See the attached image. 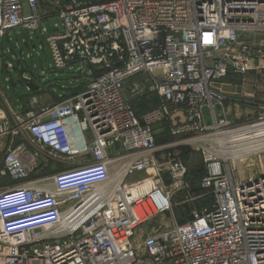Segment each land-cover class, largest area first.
Segmentation results:
<instances>
[{"label": "built area", "instance_id": "built-area-1", "mask_svg": "<svg viewBox=\"0 0 264 264\" xmlns=\"http://www.w3.org/2000/svg\"><path fill=\"white\" fill-rule=\"evenodd\" d=\"M54 16L58 29L41 27ZM18 29L42 31L50 69L89 63L94 77L17 117L34 148L9 147L0 167L11 180L0 190V264H264V173L238 178L226 160L201 180L210 204L136 238L188 177L181 157L161 160L174 143L159 145L160 134L206 140L209 163L264 124V112L235 124L213 87L264 61V0H0V38ZM149 96L157 104L139 113L134 101ZM41 148L67 164L45 179L52 190L29 182Z\"/></svg>", "mask_w": 264, "mask_h": 264}, {"label": "rangeland", "instance_id": "rangeland-1", "mask_svg": "<svg viewBox=\"0 0 264 264\" xmlns=\"http://www.w3.org/2000/svg\"><path fill=\"white\" fill-rule=\"evenodd\" d=\"M25 13H29L27 6H25ZM46 23L52 25L56 23L61 24L62 20L54 16L41 21V27ZM9 34L6 35V38H0V57L2 59V66L0 67V87L7 93L10 101L14 104L20 106L27 104L28 96L33 94L21 79L19 75L21 71L27 76L35 77L37 81L39 80L36 75L39 74L42 77V89L47 87L55 95L65 97L71 96L73 93L64 92L58 89L55 84L63 87H71L85 84L94 77L92 67L89 63H86V65L83 63L77 65V67L84 69L80 73L74 70L54 71L50 69L52 57L49 47L45 43L42 31L37 29H18L16 31L18 39L12 31ZM20 56L23 58L19 63L18 57ZM39 58L45 62L44 72L40 69ZM9 63H13V67H10ZM257 66L259 68L257 67L247 73L236 74V79L244 87L242 99L245 103L249 104L250 101L256 100L264 106V61ZM230 74L234 75V79L231 82L235 85V73ZM228 76L224 79L228 78ZM247 92L253 94V96H250ZM157 101L155 96H149L148 98L136 99L134 103L139 113H142L155 106ZM263 112L264 110L260 111V113ZM186 138L188 137H172L167 133L159 135V145L174 143V145L168 146L161 152V160L164 161L174 157H181L188 169V177L186 183L172 188L171 209L167 213L159 215L154 220L142 224L137 229L136 238H140L146 232L172 226L176 222L184 221L194 209L202 207L212 201V192L201 189L200 169L202 167L206 172L209 171L217 174L224 172L220 166L227 160L231 164V167L234 168L235 175L238 178L251 177L264 173V150L246 154L234 159V162L230 158L225 159L222 155H217V160L206 163L204 161L203 147H206L207 141L203 139L186 141ZM224 142L225 140L223 142L221 141L223 145H225ZM217 149L219 150V148ZM213 153L217 154V150H214ZM209 164L210 166H208ZM142 176L138 174L134 175L128 181L139 179Z\"/></svg>", "mask_w": 264, "mask_h": 264}, {"label": "crops", "instance_id": "crops-1", "mask_svg": "<svg viewBox=\"0 0 264 264\" xmlns=\"http://www.w3.org/2000/svg\"><path fill=\"white\" fill-rule=\"evenodd\" d=\"M14 34V33H13ZM10 35V34H8ZM18 39V35H15ZM6 38V37H5ZM32 55V54H31ZM21 57L19 61L22 60ZM41 59V58H39ZM43 60V59H42ZM43 63L44 60H43ZM10 64V63H9ZM2 66V59L0 57V67ZM25 75V74H24ZM34 79L37 83L43 86L42 78L38 74L37 81L33 76H27ZM234 75L230 74L228 78L222 79L219 82L213 83V87L228 96V100L226 102V109L228 110V117L235 124L243 123L252 119H256V117L261 114L260 111L264 110L263 104L255 101H250V103H245L242 99V94H244V87L238 82L235 74V85L231 82ZM247 94H249L247 92ZM235 95V99H234ZM253 96V94H249ZM65 98V96H57L52 91H50L47 87L41 89L40 91L33 92V94L28 96V103L23 106L16 105L10 98L7 93L0 87V111H3L10 122L11 131L7 133L0 132V167L3 165V159L7 149L11 146H15L21 142H25L27 146L32 149V144L30 143V136L27 133H16L17 127L20 125V122L17 120V117H25L26 113L31 110H38L40 107L44 106H54L60 100ZM156 98V97H155ZM33 104V105H32ZM42 155L40 159V163L38 167H36L30 175L29 182L35 185H41L47 189H53L54 184L52 182H47L45 179L51 175H53L58 170H61L67 166L66 162L62 159L53 156L49 153L48 150L41 148ZM11 184V180L9 177H4L0 175V190H2L5 186Z\"/></svg>", "mask_w": 264, "mask_h": 264}, {"label": "bare ground", "instance_id": "bare-ground-1", "mask_svg": "<svg viewBox=\"0 0 264 264\" xmlns=\"http://www.w3.org/2000/svg\"><path fill=\"white\" fill-rule=\"evenodd\" d=\"M224 138L226 136H219L218 140L223 141ZM229 138H232V136ZM261 150H264V124L249 127L245 132L243 131L236 135L235 142L219 150L217 155H222L225 159L230 158L234 162L236 158L246 154L260 152ZM149 187L150 185L147 184L141 189H147ZM137 192L138 190H134V193Z\"/></svg>", "mask_w": 264, "mask_h": 264}, {"label": "water", "instance_id": "water-1", "mask_svg": "<svg viewBox=\"0 0 264 264\" xmlns=\"http://www.w3.org/2000/svg\"><path fill=\"white\" fill-rule=\"evenodd\" d=\"M46 27H47V30L49 32L55 30V29H58L56 26H52L50 25V23H46ZM14 35H16V32L14 31L13 32ZM39 65H40V69L41 71H45V67H44V63H43V60L42 59H39ZM21 79L23 80V82L25 83L26 87L31 91V92H37V91H40L42 89V85L37 83L34 79H32L31 77H26L24 75V72H20L19 73ZM42 78V77H41ZM55 86L64 91V92H70V93H76V92H79L81 90H83L84 88V85L81 84V85H76V86H71V87H63V86H59L57 84H55Z\"/></svg>", "mask_w": 264, "mask_h": 264}, {"label": "trees", "instance_id": "trees-1", "mask_svg": "<svg viewBox=\"0 0 264 264\" xmlns=\"http://www.w3.org/2000/svg\"><path fill=\"white\" fill-rule=\"evenodd\" d=\"M186 152V151H185ZM200 172H201V176H200V178H201V180H202V178L207 174V172L205 171V169H203V167L200 169ZM201 185V184H200ZM201 189L202 190H204L203 188H202V186H201ZM212 200H213V198H212ZM212 201H210V203H211ZM210 203H208V204H210ZM205 205H207V204H205ZM204 206V205H203ZM200 208V207H199ZM190 215H191V213H190ZM190 215H189V217L187 218V219H189L190 218ZM186 219V220H187ZM186 220H184V221H181L180 223H182V222H185Z\"/></svg>", "mask_w": 264, "mask_h": 264}]
</instances>
